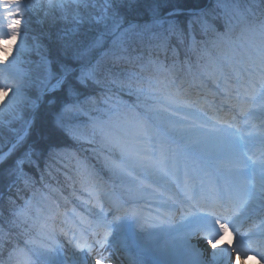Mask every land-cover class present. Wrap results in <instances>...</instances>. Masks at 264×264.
I'll list each match as a JSON object with an SVG mask.
<instances>
[{
	"label": "snow or ice",
	"instance_id": "snow-or-ice-1",
	"mask_svg": "<svg viewBox=\"0 0 264 264\" xmlns=\"http://www.w3.org/2000/svg\"><path fill=\"white\" fill-rule=\"evenodd\" d=\"M256 26L264 34V0H0V175L31 190L26 169L43 181L75 160L69 179L99 209L69 218L39 188L10 201L8 215L0 211V264H49L61 248L93 254L108 244L106 215L127 216L129 201L144 202L138 219L194 221L193 264H208L193 241L217 249L230 225L240 245H221L213 261L253 250L264 259V46L236 39ZM56 132L78 147L54 143ZM84 144L107 180L80 159ZM256 216L259 228L245 231Z\"/></svg>",
	"mask_w": 264,
	"mask_h": 264
},
{
	"label": "rangeland",
	"instance_id": "rangeland-1",
	"mask_svg": "<svg viewBox=\"0 0 264 264\" xmlns=\"http://www.w3.org/2000/svg\"><path fill=\"white\" fill-rule=\"evenodd\" d=\"M241 3H244V0H240ZM32 16L33 19V27L34 28H40L41 26L37 23H35L37 20L40 19V14L38 12H32L30 14ZM16 45H19V40L16 42ZM14 51V49H13ZM4 54L0 53V57H3ZM6 59H11V57H5ZM33 59H36V57H32ZM22 67H24L25 69H27L29 66L27 64L22 65ZM9 95H11V93H9ZM3 98L7 97L3 94L0 93V106H2V104L4 102H6V100H3ZM82 119H86L83 118ZM15 124H18V122H15L13 124V126H15ZM19 126V124H18ZM17 126V127H18ZM3 134H7V130H3ZM33 139L35 138L34 136L32 137ZM87 145V146H86ZM85 147H87V151L89 149H91V147H93L92 145H88V144H84L83 145V149H85ZM93 158V162L97 163L98 166L100 167V169L103 171V173L107 176L106 179H108V175L107 173L102 169L101 163L99 162V160L97 159V157L93 154V156L91 157ZM93 164V163H92ZM75 166L73 164L72 161L70 162H64L62 167L66 168L65 172H75V168L73 167ZM61 172L56 169L53 171V173L51 175H48L46 179H43V181H41V176L39 177V185L35 184V189L39 188L42 191L46 192L44 189V184H50L53 186V184H55L54 188H60V183H61ZM103 175V174H102ZM14 177L8 176V175H0V194L5 192V189L7 187H9L10 185L13 186V181H14ZM119 185V181L115 182V185L112 186V189H116V192H122V189L118 186ZM4 190V191H3ZM3 191V192H2ZM56 193V191H54L53 193H51L52 195H54ZM49 195V194H48ZM52 195H49V203H51V201H56V200H60V201H65V197L66 196H62V198L57 197L56 195H54V197H52ZM31 196V195H30ZM28 196V197H30ZM39 198V196L37 197ZM76 198L78 199V204L83 203V199L80 196L76 195ZM56 199V200H55ZM144 203L143 201H137V205H142V203ZM151 203V202H149ZM151 210V209H149ZM61 211V210H60ZM63 211L66 212L67 214L71 213V208L68 206H65V208H63ZM62 212V211H61ZM87 213H89V211H87ZM135 219H138L136 217H134V219H130V220H126L121 222L120 225H122L124 228H133V226L136 225L135 223ZM141 220L146 221H151L152 223H147L144 224V221L141 222ZM157 221H160L159 223H164L167 226V228H164L165 230L163 231V235L161 234V232H158V227L159 224ZM138 224L137 226H139V230L142 234H140V237L144 246L148 248V252L150 254V257L154 260L155 264H188L189 260L192 259L194 261L195 256L194 254H187V256H184V249L180 250V248L178 247L177 243H174L176 241L173 240L174 235H172V233L174 232V228H176V226L179 224V222L175 221V223L172 224H167L161 220L158 219H138ZM131 226V227H130ZM138 228V227H137ZM122 230H124L122 228ZM127 234H129V237L131 238V234L127 232ZM127 236V235H126ZM180 244V243H179ZM202 245L204 246L205 243H202ZM180 246V245H179ZM208 246V245H207ZM70 250H72L71 248H68ZM186 255V254H185ZM47 259L49 261V264H71L75 261L76 264H83L81 263V260L79 257L72 259L68 256L67 252L63 251V248L59 249L58 251H53L52 253H50L47 256ZM89 259H92L89 257ZM241 259V258H240ZM94 260V259H93ZM237 261V259H235ZM245 260V259H244ZM211 262V261H210ZM191 264V263H189Z\"/></svg>",
	"mask_w": 264,
	"mask_h": 264
},
{
	"label": "bare ground",
	"instance_id": "bare-ground-1",
	"mask_svg": "<svg viewBox=\"0 0 264 264\" xmlns=\"http://www.w3.org/2000/svg\"><path fill=\"white\" fill-rule=\"evenodd\" d=\"M3 100H6V98H3ZM178 219H180V217ZM194 223L195 222L192 221V220L181 221V223L178 224L176 226V228L172 229V230H174V232L172 233V235H174L173 240L176 241L174 243H177V245L180 248V250L184 249V251H185L184 253L186 254V255L184 254V256H187L188 253L189 254H194V256H196L195 249L188 242V237H189V235L191 233V230H192V228L194 226ZM158 224H159V227H158L159 231L158 232H161V234L163 235V233H164L163 231L165 230L164 228H167L168 225H166L164 223H158ZM185 228H187V229L184 231ZM203 241H204L203 239H200L198 241L194 240L193 242L197 243L198 246L201 249L204 250V259L206 261H208V264H223V261L220 258H218L217 260L213 261L212 253L214 251L218 253V250L220 249L221 245H223L226 248L227 246L231 245V243L237 242V239L233 238L231 235L225 233V236H223V238L221 239L220 243L217 246V249H212L211 246H209V245L207 247L203 246L202 245ZM109 244L113 245V246H119L121 244V241L120 240L118 241L116 239H112ZM63 251L67 252L68 256L70 258H72V259H75V258L79 257L80 260H81V263H83V264H95V260L89 259V256L87 254H84L82 252H76V251L70 250L68 248H63ZM188 262L193 264V260L192 259H190ZM256 262H257L256 260L251 258L249 261L248 260H245V261H242V262H238L237 261V263H234V261H233V264H256ZM71 264H76V263L74 261Z\"/></svg>",
	"mask_w": 264,
	"mask_h": 264
},
{
	"label": "trees",
	"instance_id": "trees-1",
	"mask_svg": "<svg viewBox=\"0 0 264 264\" xmlns=\"http://www.w3.org/2000/svg\"><path fill=\"white\" fill-rule=\"evenodd\" d=\"M210 2H214V0H210ZM209 3H207V0H183V5L187 6V7H192V6H201L202 7L204 5H208ZM244 3H246V4H259V0H244ZM170 7L171 6L162 8L161 13L163 14L164 12L170 10ZM143 8H144V5L141 4V10H143ZM45 27H46V25H45ZM38 123H39V121H38ZM17 126H18V124H15L14 127H17ZM53 141H54V143H56L57 145H60V146L72 145L73 147H78V146L74 145L73 142L71 140H69L66 136H64L63 133H60V132L55 133V135L53 137ZM86 149H87V147H85L84 150L88 154L91 153L93 156L92 151L90 149L87 151ZM78 155H79V157L82 156V154H80V153H78ZM62 165H63V163H61L56 168L61 172V177L67 183H74L72 179H69V177H70L69 173L65 172L66 168L62 167ZM41 169H43V162H41ZM56 169H54V170H56ZM26 170H29L31 172L32 176L36 180V184L39 185V182H40L39 177L41 176V172L36 170V169H26ZM47 176L48 175L45 174L44 179H46ZM72 177H75V175H73ZM34 190H35V188H33L31 190L25 189L24 185L22 183H17L16 185L12 186V188H10L9 191H7L2 197H0V211H4V209L10 208L12 206L10 201L15 202V204H21L24 197L26 195L32 193ZM4 215L7 216L8 212L4 211Z\"/></svg>",
	"mask_w": 264,
	"mask_h": 264
},
{
	"label": "clouds",
	"instance_id": "clouds-1",
	"mask_svg": "<svg viewBox=\"0 0 264 264\" xmlns=\"http://www.w3.org/2000/svg\"><path fill=\"white\" fill-rule=\"evenodd\" d=\"M236 39L238 42L252 48L253 50L264 46V34L259 31L258 26L251 31L242 34L238 33Z\"/></svg>",
	"mask_w": 264,
	"mask_h": 264
}]
</instances>
